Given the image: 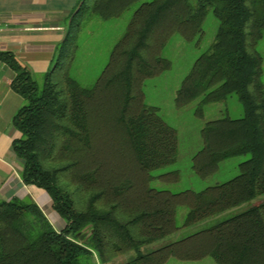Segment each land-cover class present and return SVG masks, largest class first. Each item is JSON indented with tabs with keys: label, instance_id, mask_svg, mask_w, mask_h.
<instances>
[{
	"label": "trees",
	"instance_id": "16d2710c",
	"mask_svg": "<svg viewBox=\"0 0 264 264\" xmlns=\"http://www.w3.org/2000/svg\"><path fill=\"white\" fill-rule=\"evenodd\" d=\"M140 1L81 0L42 85L13 54L0 51V61L16 73L12 89L24 100L12 120L22 134L12 144L22 165L21 178L49 195L65 223L57 230L31 199L0 202V264H116L131 253L117 264L206 257L217 264H264L263 60L255 50L264 37V0L143 3L102 77L94 86L82 87L71 71L85 24L94 16L118 19ZM209 9L220 23L219 31L184 79L176 105L183 108L200 100L201 114L203 107L225 103L235 94L245 116L208 122L192 168L207 178L226 160L248 159L234 179L201 192L153 189V173L177 162L178 136L158 108L143 103L141 86L169 68L159 52L174 34L189 41L201 34ZM110 125L130 153L124 181L97 147L99 130ZM181 207L188 212L179 225L176 214ZM212 219L216 221L202 230L143 251Z\"/></svg>",
	"mask_w": 264,
	"mask_h": 264
},
{
	"label": "rangeland",
	"instance_id": "374dc122",
	"mask_svg": "<svg viewBox=\"0 0 264 264\" xmlns=\"http://www.w3.org/2000/svg\"><path fill=\"white\" fill-rule=\"evenodd\" d=\"M152 1L141 0L118 19L106 21L94 16L85 24L77 39L76 58L71 71V76L82 87L90 88L98 82L111 60L114 48L125 36L135 11L143 3ZM192 2L196 3V0H192ZM219 28V21L214 16L213 10L209 9L201 27V34L191 41L185 39L180 33L174 34L161 53L159 52L160 57L169 63V68L162 70L153 77L146 78L142 83L143 103L146 106L158 108L163 121L173 128L178 136L177 162L153 173L155 179L149 184V187L153 189L174 194L188 190L201 192L209 187L234 179L239 174V165L248 159L237 157L226 160L219 165L214 174L207 178H202L196 174L192 168L193 159L202 149L201 132L205 125L224 116L232 119H242L245 116L244 106L235 94L231 95L225 103L203 107L201 114L198 110L200 100H196L183 108H178L175 102L184 79L192 70L197 59L214 44ZM255 50L263 60L262 82L264 85V37ZM42 84L43 80H40L39 85ZM97 140V147L101 156L110 158L111 170L113 172L117 171L120 180L124 181L129 177L127 167L130 162V153L127 151L119 132L112 129L111 125L108 129L104 126L99 130ZM121 159L124 160V164L118 161ZM164 175L172 176L168 179L159 178ZM187 212L186 207L179 208L176 214L179 225L184 222ZM48 218L57 230L65 227L64 222L59 217V223L51 219L50 215H48ZM202 229L199 226L193 230L199 231ZM122 262H125V260ZM166 264L217 263L213 258L206 257L197 261H182L171 258Z\"/></svg>",
	"mask_w": 264,
	"mask_h": 264
},
{
	"label": "crops",
	"instance_id": "0c3cea01",
	"mask_svg": "<svg viewBox=\"0 0 264 264\" xmlns=\"http://www.w3.org/2000/svg\"><path fill=\"white\" fill-rule=\"evenodd\" d=\"M80 4L81 0H0V51L13 54L19 64L39 82L50 71L56 48L65 39L70 17ZM15 77L16 73L0 61V202L31 199L47 218L50 215L51 219L59 223V216L54 214L49 195L43 189L24 184L20 174L22 165L12 152L13 142L22 137L13 127L12 120L24 105L23 98L12 89ZM257 202H252L250 206ZM248 206L246 204L229 213L239 212ZM215 221L208 220L182 230L167 238L168 242L166 239L158 241L143 251L156 250L197 232L193 230L196 227L205 228ZM133 255L131 253L117 263ZM95 262L98 263L97 256Z\"/></svg>",
	"mask_w": 264,
	"mask_h": 264
},
{
	"label": "water",
	"instance_id": "95a60500",
	"mask_svg": "<svg viewBox=\"0 0 264 264\" xmlns=\"http://www.w3.org/2000/svg\"><path fill=\"white\" fill-rule=\"evenodd\" d=\"M81 239H83V237Z\"/></svg>",
	"mask_w": 264,
	"mask_h": 264
}]
</instances>
